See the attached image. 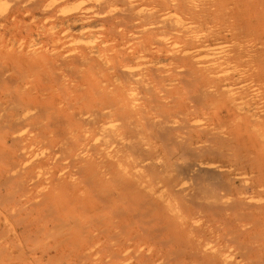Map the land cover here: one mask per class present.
<instances>
[{
  "label": "bare ground",
  "instance_id": "bare-ground-1",
  "mask_svg": "<svg viewBox=\"0 0 264 264\" xmlns=\"http://www.w3.org/2000/svg\"><path fill=\"white\" fill-rule=\"evenodd\" d=\"M56 1L0 17V264H264V0Z\"/></svg>",
  "mask_w": 264,
  "mask_h": 264
},
{
  "label": "rangeland",
  "instance_id": "rangeland-1",
  "mask_svg": "<svg viewBox=\"0 0 264 264\" xmlns=\"http://www.w3.org/2000/svg\"><path fill=\"white\" fill-rule=\"evenodd\" d=\"M5 0H0V17L1 16H3V15H5L6 13H8L12 8H13V5H15V4H19L20 3V1L21 0H17L18 2H16L15 3V1L13 0V1H5ZM23 1V0H22ZM29 1V3L31 2V0H28ZM75 1V2H74ZM12 2H14V3H12ZM24 3H26L27 2V0H26V2H25V0L23 1ZM23 2L22 3H20V4H22L23 5V7H25L26 8V5H27V8L26 9H28V8H30V6L26 3V5L25 4H23ZM71 4H70V3ZM73 2V3H72ZM60 3H61V5L63 6V4L65 3V5H70V7L67 5L66 7H62V6H60ZM81 3V4H80ZM90 3H91V1H90ZM89 3V1L87 2V0H71V1H69V0H57L56 2H54V7L57 9V7H58V9H59V6H60V9L57 11V13L56 14H58V15H68V13L69 12H71V13H69V14H72V13H75V12H77V10L78 9H80V11H81V7L83 8V7H88L89 5H91ZM78 5L80 6V7H78ZM57 6V7H56ZM74 6V7H73ZM71 7H72V9H71ZM78 8V9H76V8ZM113 7V6H112ZM111 7V8H112ZM92 8V7H91ZM63 9V11H61ZM68 10V11H67ZM76 10V11H75ZM66 11V12H65ZM74 11V12H73ZM79 11V10H78ZM5 12V13H4ZM49 16L48 17H50V18H47V21H57L56 20V16H53V14H48ZM57 15V16H58ZM52 16V17H51ZM54 17V18H53ZM38 18L39 19H41L42 20V18H43V15H39L38 16ZM28 21V19H26V22ZM40 24V23H39ZM60 24L59 23H56V25L52 28V31H56V32H58V31H60V29H61V25L59 26ZM77 27V28H76ZM54 28H57V29H55L54 30ZM79 28H81L80 26H74L73 28H70V29H72V30H68V28L67 29H65V33L67 34V35H69L70 34V40H72L69 44H71L70 46H75V45H79L80 44V42H81V44L84 42V41H81V29H79ZM22 30H21V32H19V34H18V37L19 38H21V37H23V36H25L27 33H25L26 32V30L25 29H23V28H21ZM74 29H77V30H74ZM36 30V31H35ZM41 29H40V27H38V26H35V27H33V33H32V35H34V34H36V32L37 31H40ZM67 31V32H66ZM77 31H78V33H77ZM80 31V32H79ZM76 35H75V34ZM73 35V37H72V35ZM77 34H78V36H79V38H77L78 36H77ZM21 36V37H20ZM69 37H68V39H69ZM76 38V39H75ZM75 39V40H74ZM78 39H80V40H78ZM84 38H82V40H83ZM86 39V38H85ZM84 39V40H85ZM78 41V42H77ZM77 42V43H76ZM200 113V112H199ZM200 114H202V113H200ZM222 114H223V112H222ZM198 116H199V114H198ZM201 116H205V117H207L208 118V116H206V115H201ZM202 119L201 120V122L202 123H205L206 121H207V123H209L210 122V125L211 126H215L216 124H217V120L214 118V120L213 121H215V123L214 122H212V121H210L211 119H213L211 116H210V118L211 119ZM213 123L215 124V125H213ZM37 148H39L38 146H37ZM189 180V179H188ZM184 181H187V179L186 180H184ZM192 180H191V184H192ZM187 183V182H186ZM189 183H190V180H189ZM188 183V184H189ZM190 185V184H189ZM9 197H7L5 200L6 201H2L3 203H4V205L5 206H7L8 205V207H12V205L14 204V202H12V200H9L8 199ZM3 199V198H2ZM11 199H12V197H11ZM9 202H8V201ZM8 202V203H7ZM0 204H1V202H0ZM10 204V205H9ZM13 214V213H12ZM15 214V216L13 215L12 216V218L10 219L11 220V223L12 224H15V223H17V221L18 220H16L15 221V219H18V218H20V216L18 215V214H16V213H14ZM15 217H17V218H15ZM15 222V223H14ZM1 244L2 245H4L5 244V241L4 240H0V246H1ZM33 250H36V251H38L39 249L37 248V247H34V249ZM27 253H28V255H29V258L27 259L28 261H27V263H29V264H36L34 261H33V259H31V253L29 252V250H27ZM57 264V263H59V262H57V260L55 259V260H53L52 261V259H51V261L49 260V261H47L46 262V260H44L43 261V264Z\"/></svg>",
  "mask_w": 264,
  "mask_h": 264
}]
</instances>
